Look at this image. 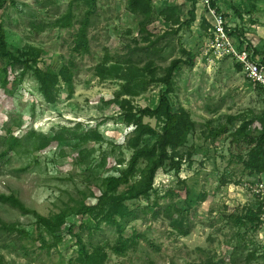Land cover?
<instances>
[{"label": "rangeland", "instance_id": "1", "mask_svg": "<svg viewBox=\"0 0 264 264\" xmlns=\"http://www.w3.org/2000/svg\"><path fill=\"white\" fill-rule=\"evenodd\" d=\"M152 2L156 13L166 5L180 10V23L175 26L156 16L148 26L149 40L158 39L155 63L159 67L184 57L182 49L193 55V66L181 65L174 73L169 98L174 110L182 108L190 114L195 128L178 150V169L165 164L157 170L148 198L126 202L136 218L123 231L124 237L133 240L124 254L111 250L118 236L112 226L101 223L96 229L90 217L81 215L70 216L68 224L74 225L73 231L89 249L104 247L105 264H264L263 227L239 226L233 217L246 207H257L252 187L264 175L250 174L239 162V155H245L250 145L241 138L232 140L239 121L228 120L258 113L264 107V94L238 70L234 60L214 61L204 53L211 19L200 0ZM0 4L6 40L16 55L35 59L40 68L58 70L67 61L75 65L71 90L61 82L53 104L44 101L30 71L11 91L1 90L0 153L9 133L24 141L20 152L0 157V193L14 194L30 212L0 203V219L28 233L25 237L16 231L10 234L0 226V264H66L77 256L75 237L64 230L61 242L49 250L42 248L41 239L46 243L53 239L36 225L32 212L46 216L78 201L95 203L104 178L118 175L131 155L126 143L133 126L123 121L119 101L129 99L135 109L154 108L164 86L151 84L119 99L116 95L125 72L97 73L106 55L114 61L124 57L128 47L149 42L139 32L138 18L127 10L126 0H96L90 15V53L84 55L71 53L73 35L87 10L84 2L0 0ZM192 8L195 20L188 26L185 21ZM219 8L226 14L227 25L241 27L258 58L264 57V0H221ZM68 9L73 25L55 26V19ZM135 59L143 67L147 58L138 51ZM3 66L0 57V73ZM143 121L156 131L160 128L154 117L145 116ZM222 125L226 130L218 132ZM62 127L78 129L80 134L95 130L101 140L65 138L43 150L35 148L33 133L52 136ZM250 133L255 135L253 125ZM155 139L146 136L143 144L150 145ZM144 166V161L139 163L129 184L140 178ZM126 187L120 186L118 192Z\"/></svg>", "mask_w": 264, "mask_h": 264}, {"label": "trees", "instance_id": "2", "mask_svg": "<svg viewBox=\"0 0 264 264\" xmlns=\"http://www.w3.org/2000/svg\"><path fill=\"white\" fill-rule=\"evenodd\" d=\"M87 5L84 17L80 19L79 26L73 35L71 53L72 55H84L90 53L89 27L91 25L90 15L95 8L96 0H80ZM221 0H211V4L220 11L219 2ZM196 1H194L195 3ZM3 5L0 4V8ZM127 10L138 19L139 32L145 34L148 44L140 47L137 44L128 47L129 52L124 56H118L114 61L106 55L101 65L97 68V73L103 75L106 71L110 74H120L124 78L117 98L123 95H134L151 84H161L164 89L159 93V99L156 107L149 106L136 108L132 106L129 99H121L119 106L123 121L127 125H132L130 137L126 146L131 149L130 158L125 168L121 169L118 175H110L102 181V188L98 195L95 196L96 201L93 204H86L78 201L67 210H60L50 215H41L32 212L36 219V225L49 234L53 241L46 243L41 239L40 246L50 249L56 246L63 239L64 230L69 235L75 237L78 245L77 256L70 259L66 264H105L107 252L104 247L95 246L89 249L83 241L79 233L73 231L74 225L68 224V218L73 215L88 216L95 222L97 229L101 223L112 226L117 232L116 244L111 250L118 255L124 254L132 243V239L124 237L123 231L126 224L136 218V213L132 206L126 202L128 200H136L140 197L148 198L153 190L152 184L157 170L165 164L170 168L178 169L180 160L178 150L182 147L191 131L195 128V122L191 119L190 114L182 108L173 109L169 95L174 91V73L181 65L193 66V55L182 49L184 57L172 59L167 65L159 67L155 63V56L159 52L156 47L158 39L149 40L148 26L154 21L156 16L163 18L165 22H169L172 26L180 23L179 8L176 5H166L158 13H156L152 0H126ZM189 19L186 22L188 26L195 20L194 8L188 11ZM223 17L226 14L222 13ZM72 11H68L61 17L55 19L53 24L58 27L68 28L73 25ZM228 34L235 38L241 47H246L257 54L249 42L245 40V33L241 27H227ZM138 51H143L147 58L143 67H139V61L135 59ZM0 57L4 60V66L0 73V96L3 91L14 88L25 76L27 72H31L34 79L38 83V89L44 101L49 104L56 102L58 98V86L62 82L71 90L74 77L75 65L72 61H67L58 70L50 67L40 68L36 66V60L22 59L16 55L9 47L6 40L4 24L0 20ZM264 62V57H260ZM31 62V63H30ZM113 62L109 67H105L104 63ZM239 71L241 68L237 65ZM20 70L16 73V70ZM154 117L160 123V128L156 131L148 123H144L143 117ZM228 120H238L239 125L232 132V140L241 138L250 145V149L245 155H239V162L243 168L250 174L264 175V107L251 117H228ZM253 125L255 135L250 133V127ZM225 126H221L218 132H224ZM37 150H43L52 142H60L65 138H76L77 140H101V135L90 130L87 133L80 134L78 129L71 130L62 127L55 131L52 136L42 133H33ZM146 136H156L155 141L150 144H143ZM24 139L9 133L5 138V149L0 153V157H5L10 152L18 153L23 147ZM144 161L145 166L140 174V178L132 184L130 180L137 172L140 162ZM119 162H122L120 160ZM122 185L127 186L123 192H118V188ZM0 203L7 204L12 208L18 209L23 213L30 212L21 200L12 193H0ZM260 205L257 207H246L241 214L234 215V220L239 226L250 225L254 229L261 226L259 219ZM68 225V227H67ZM0 226L3 232H18L25 237L28 233L24 229H20L14 223H7L0 219ZM252 256V254H251ZM175 264V263H172Z\"/></svg>", "mask_w": 264, "mask_h": 264}, {"label": "built area", "instance_id": "3", "mask_svg": "<svg viewBox=\"0 0 264 264\" xmlns=\"http://www.w3.org/2000/svg\"><path fill=\"white\" fill-rule=\"evenodd\" d=\"M200 4L205 9L208 19H211L208 28L209 40L204 53L214 61L226 57L234 60L240 66L246 79L256 85L264 94V62L252 50L241 47L228 34L227 27L229 26L222 12L212 6L211 0H200ZM252 192L260 205L259 219L264 229V176H259L252 187ZM262 255L264 260V248Z\"/></svg>", "mask_w": 264, "mask_h": 264}]
</instances>
